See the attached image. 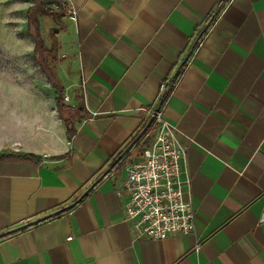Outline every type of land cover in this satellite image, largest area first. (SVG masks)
Listing matches in <instances>:
<instances>
[{"label": "crops", "instance_id": "obj_1", "mask_svg": "<svg viewBox=\"0 0 264 264\" xmlns=\"http://www.w3.org/2000/svg\"><path fill=\"white\" fill-rule=\"evenodd\" d=\"M61 1L65 15H35L45 80L13 85L29 109L0 114V233L78 197L157 106L184 149L194 229L150 240L123 219L125 167L153 120L72 207L0 237V264H264V0Z\"/></svg>", "mask_w": 264, "mask_h": 264}, {"label": "built area", "instance_id": "obj_2", "mask_svg": "<svg viewBox=\"0 0 264 264\" xmlns=\"http://www.w3.org/2000/svg\"><path fill=\"white\" fill-rule=\"evenodd\" d=\"M68 12L73 18L75 11ZM163 88L160 85V90ZM153 120L156 123L153 137L141 149L139 159L125 167L121 181V188L127 193L123 219L131 223L138 237L162 240L191 234L194 209L189 177L181 176L184 149L175 136V127L159 112Z\"/></svg>", "mask_w": 264, "mask_h": 264}, {"label": "rangeland", "instance_id": "obj_3", "mask_svg": "<svg viewBox=\"0 0 264 264\" xmlns=\"http://www.w3.org/2000/svg\"><path fill=\"white\" fill-rule=\"evenodd\" d=\"M30 3L31 0H0V114L4 112L6 121H12L18 111L23 115V110L29 109L23 106L25 103L21 102L20 93L14 90L13 85L28 87L33 83L39 86V81L45 80L30 54L29 49L34 42L24 25V11ZM52 4L54 8L57 7L56 3ZM52 26L47 17L39 18L38 31L47 47L52 40ZM61 55L59 52L58 56ZM14 108L21 110L14 111Z\"/></svg>", "mask_w": 264, "mask_h": 264}, {"label": "trees", "instance_id": "obj_4", "mask_svg": "<svg viewBox=\"0 0 264 264\" xmlns=\"http://www.w3.org/2000/svg\"><path fill=\"white\" fill-rule=\"evenodd\" d=\"M31 2H32V7H29L26 10V27H25V29L28 31L29 36L32 38L34 45H35V48H41L42 40L40 39L38 32H37V29H36L35 15L36 14L48 15L52 18H55V17L65 15L66 8H65V5L62 3L61 0H32ZM52 3H56L57 7L56 8L51 7L50 4H52ZM32 11H33V14L30 16L29 13H31ZM213 15L215 16V14H213ZM213 18L214 17H212V19H210V21H212ZM210 21L208 18L205 23H207V25H208L210 23ZM205 30H206V28L205 29L202 28L199 31V33H198L199 37H198L197 41L200 40V38L204 34ZM33 56H35V55H33ZM177 75H178V71L173 75V77L170 79V81L167 84H165V86H164V88L160 94V101L161 102H163L164 99L169 94V92H170V90H171V88L175 82ZM64 127H65V131H66V135L69 137L72 133V128L70 126H68L67 122H65ZM147 130L142 137H145ZM8 156L13 157L14 155H8ZM0 157H4V155L0 153ZM17 157L23 158V159H28V160H34L36 158L32 154H23V155H19Z\"/></svg>", "mask_w": 264, "mask_h": 264}, {"label": "water", "instance_id": "obj_5", "mask_svg": "<svg viewBox=\"0 0 264 264\" xmlns=\"http://www.w3.org/2000/svg\"><path fill=\"white\" fill-rule=\"evenodd\" d=\"M199 35H197L196 37V41L198 39ZM195 41V42H196ZM159 110V106L155 107L149 117L146 119L144 125L141 127V129L136 133V135L123 147V149L116 155V157L105 167V169L79 194L78 197H76L73 201H71L70 203L64 205L63 207L47 214V215H44L42 217H39V218H36V219H33L31 221H28L26 223H22L16 227H13L9 230H6L2 233H0V237L4 236V235H7L11 232H14V231H17V230H20L22 228H25V227H28L34 223H37L41 220H44L46 218H49L55 214H58L70 207H72L76 202H78L100 179H102L114 166L115 164L126 154V152L144 135V133L146 132V130L149 128L151 122L153 121L154 119V116L156 114V112H158Z\"/></svg>", "mask_w": 264, "mask_h": 264}]
</instances>
